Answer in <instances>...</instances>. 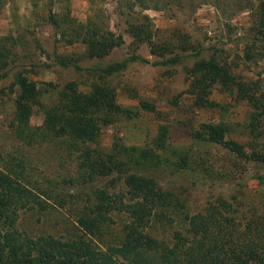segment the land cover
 <instances>
[{"label":"rangeland","instance_id":"374dc122","mask_svg":"<svg viewBox=\"0 0 264 264\" xmlns=\"http://www.w3.org/2000/svg\"><path fill=\"white\" fill-rule=\"evenodd\" d=\"M258 2L236 7L234 0H166L162 9L143 11L153 42L177 45L183 38L188 44L185 52L172 46L156 57L132 38L127 20L134 15L126 16L124 0H0V47L10 52L0 71V172L13 174L38 202L19 212L17 230L98 250L118 246L127 218L105 203L124 193L127 175L151 180L167 201L154 209L147 228L160 240L184 233L183 217L202 212L209 202H238L242 212L264 202V114L251 121L245 101L215 86L208 95L214 107L195 108L186 75L198 58L214 57L264 89ZM64 19L119 34L122 43L101 59H87L81 45L60 36L67 29ZM59 56L74 63L60 66ZM124 62L123 69L100 78L101 69ZM18 75L36 87L27 117L18 113ZM100 80L113 89L117 109L85 145L108 151L117 143L134 149L129 157L137 162L86 181L78 168L84 145L51 136L42 124L47 109L62 105L67 84L87 93ZM159 127L166 129L161 140ZM143 153L145 159L137 158Z\"/></svg>","mask_w":264,"mask_h":264},{"label":"trees","instance_id":"16d2710c","mask_svg":"<svg viewBox=\"0 0 264 264\" xmlns=\"http://www.w3.org/2000/svg\"><path fill=\"white\" fill-rule=\"evenodd\" d=\"M234 1L236 7L250 4V0ZM258 1L255 13L259 22L257 31L264 35V1ZM124 4L130 13L126 16L134 15L127 20L132 38L146 43L151 55L162 57L172 51V46L181 52L187 51L188 44L183 38L177 40V45L153 42L152 24L142 12L162 9L166 0H124ZM63 21L67 22V29L60 30V36L67 40V44L81 45L87 59H101L122 43L119 34L95 25ZM9 55L7 49L0 47V71L7 65ZM56 63L64 67L74 62L59 56ZM124 66L125 62L108 65L101 69L100 78ZM186 75L189 78L187 93L195 108L214 107L208 95L215 86L234 92L235 98L245 101L252 109L251 121H258L264 114V89L260 90L254 81L234 75L225 62L214 57L198 58L186 70ZM15 81L20 88L18 113L27 117L36 96V87L20 75ZM98 83L93 84L87 93L77 92L73 83L67 84L62 92V105L47 109L42 124L51 136L68 137L74 143L84 145L80 148L78 168L86 181L109 176L122 171L127 163L137 162L130 158L134 149L117 143L108 151L85 145L96 137L98 125L111 121L117 109L113 89L103 80ZM98 114L102 116L96 119ZM165 134L166 129L159 127L157 140L164 139ZM210 135L215 137L216 133L212 131ZM126 157L128 160L123 161ZM145 157L147 154L143 153L137 158ZM11 176L0 172V264H264V202L247 208L245 212L239 209L238 202H209L202 212L183 217L184 233L175 231L169 240H160L148 235L147 228L154 209L167 201L156 191L151 180L127 175L122 181L124 193L105 203V209L122 212L127 218L122 239L118 246L98 250L82 241H65L50 236L32 238L20 233L15 226L19 212L33 209L38 202ZM259 179L264 183L262 178Z\"/></svg>","mask_w":264,"mask_h":264}]
</instances>
